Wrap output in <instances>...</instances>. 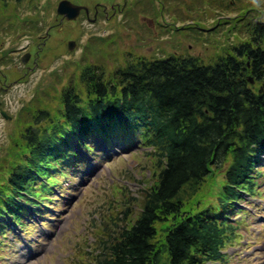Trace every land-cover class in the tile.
<instances>
[{
	"label": "trees",
	"instance_id": "1",
	"mask_svg": "<svg viewBox=\"0 0 264 264\" xmlns=\"http://www.w3.org/2000/svg\"><path fill=\"white\" fill-rule=\"evenodd\" d=\"M218 4L221 11L237 13L228 21V35L234 36H225L212 49L210 38L202 40L207 55L175 51L151 57L126 51L124 63L109 69L104 57L101 63L91 60L90 55L96 59L103 50L87 52L97 45L87 43L88 55L57 93L62 118L38 109L11 148L7 177L0 179V234L7 214L25 223V204L43 211L56 179L68 175L62 165L72 151L76 155L74 140L90 143L94 135L124 134L151 148L154 179L141 199L131 196L132 206L140 201L136 217L121 210L122 219L118 214L110 218L118 229L98 236L90 264L225 261V250L239 234L233 220L245 212L239 205L254 196L264 174L259 167L264 154V90H259L264 81V0ZM182 30L180 26L178 33ZM116 35L98 38L116 43ZM113 51L115 59L122 54ZM210 180L216 189L206 192Z\"/></svg>",
	"mask_w": 264,
	"mask_h": 264
},
{
	"label": "rangeland",
	"instance_id": "2",
	"mask_svg": "<svg viewBox=\"0 0 264 264\" xmlns=\"http://www.w3.org/2000/svg\"><path fill=\"white\" fill-rule=\"evenodd\" d=\"M60 1L0 0L1 69L10 78H18L26 69L23 54L42 46L40 64H35V71L11 84L10 90L0 98L2 181L7 177L5 165L9 164V153L19 138L18 133L27 121L34 119L36 111L46 108L54 113V119L62 118L56 110L60 102L57 93L68 82L73 69L78 71L79 60L88 55L85 48L88 42L97 45L89 47L87 52L103 50L96 59L90 55L91 60L101 63L104 57L109 69H114L118 61L124 63L126 51L155 57L175 51L207 55L209 49L202 40L210 38L208 48L212 49L215 42L225 36H234V33L228 35L232 31L228 21L237 16L235 11H221L218 0L215 4H210L209 0L202 3L198 0H140V6L128 4L134 3L130 0H69L86 6L91 18L97 3L108 5L109 17L102 13L96 21H90L82 12L78 19L60 23L62 17L56 11ZM114 3L123 6V15L121 12L112 15L110 5ZM220 22L218 29L211 30ZM62 24L63 29L59 30ZM180 26L182 34L178 33ZM112 34H117V44L113 41L104 44L98 38ZM70 39L77 42L73 50L68 49ZM113 49L121 50L118 59L110 57L116 55ZM1 110L9 118H5ZM115 140L117 145L98 139L97 148L91 154L76 146L84 160L71 157L65 161L73 163L63 170L68 175L57 178L58 184L47 195L44 218L30 212L32 218L28 222L34 219L33 224L21 227L5 217L3 221L11 233L5 228L0 235V264H90L94 255L91 250L99 246L98 236L118 229L110 218L118 214L122 219L121 210L127 211L128 218L137 216L140 201L132 206L131 196L141 199L142 191L151 178L154 179L155 159L147 152L150 148L142 147L138 138L121 144L120 139ZM106 143L113 149H106ZM260 169L264 173V168ZM260 177L254 196H247V203L239 205L245 209L233 220L239 226V234L225 250V261L221 264H264V174ZM207 186L206 192L216 189L213 180Z\"/></svg>",
	"mask_w": 264,
	"mask_h": 264
},
{
	"label": "flooded vegetation",
	"instance_id": "3",
	"mask_svg": "<svg viewBox=\"0 0 264 264\" xmlns=\"http://www.w3.org/2000/svg\"><path fill=\"white\" fill-rule=\"evenodd\" d=\"M103 8L102 12L100 11ZM110 9L112 11V15H115L117 12H121V15H123V6H121L120 4H111L110 5ZM104 14L105 17H109L108 14V10H107V6L106 5H102V4H97L94 6V17L91 18L90 17V13L89 15L86 14V17L90 20V21H96V19L101 16V14ZM47 34H49V31H47ZM42 46L38 45L36 48V51H34V49L30 54V61L28 63H31V65L28 63L26 64V69L25 71H23V75L19 76L18 78L16 77H11L9 76L8 73H5L1 67H0V98L6 94L10 88H11V84H15L18 80L24 79L26 78L30 73H32L33 71H35V64L39 65L40 64V60H41V52H42ZM41 52H40V50ZM25 64V63H24ZM2 101L0 100V105H1Z\"/></svg>",
	"mask_w": 264,
	"mask_h": 264
},
{
	"label": "water",
	"instance_id": "4",
	"mask_svg": "<svg viewBox=\"0 0 264 264\" xmlns=\"http://www.w3.org/2000/svg\"><path fill=\"white\" fill-rule=\"evenodd\" d=\"M82 9H84L87 13H89V9L86 6L75 4L69 0H61L57 7V13L59 15L66 17L68 20H74L81 14ZM75 46H76V41L70 40L68 46L69 49L73 50ZM29 58H30V53H27L23 56L22 59L24 62H27ZM250 81L253 82L254 79L251 78ZM263 90H264V83L260 88V91ZM2 113L6 118H8L5 111H2Z\"/></svg>",
	"mask_w": 264,
	"mask_h": 264
}]
</instances>
